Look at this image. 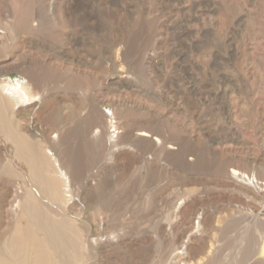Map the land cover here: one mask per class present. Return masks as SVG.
<instances>
[{
    "label": "rangeland",
    "instance_id": "1",
    "mask_svg": "<svg viewBox=\"0 0 264 264\" xmlns=\"http://www.w3.org/2000/svg\"><path fill=\"white\" fill-rule=\"evenodd\" d=\"M0 36V80H29L9 66L27 58L38 83L13 118L70 179L44 171L55 198L0 133V244L31 188L44 217L90 226L92 264H172L185 243L252 263L226 242L259 204L222 187L264 167V0H0Z\"/></svg>",
    "mask_w": 264,
    "mask_h": 264
},
{
    "label": "bare ground",
    "instance_id": "2",
    "mask_svg": "<svg viewBox=\"0 0 264 264\" xmlns=\"http://www.w3.org/2000/svg\"><path fill=\"white\" fill-rule=\"evenodd\" d=\"M0 39H2V36H0ZM0 46L6 47V43L0 42ZM13 60L9 62V66H21V68L27 69L29 80L19 78L14 80L8 77L0 80V133H4L7 142H12L16 146L13 155L18 156L19 160L26 163V167L30 169L36 179L46 187H49V189L45 190H50L55 198L65 200L63 198L65 196L63 195L64 192L60 189V183L62 182L66 186L64 188L68 189L70 188V179L60 167V163L54 157L55 154L52 149L44 146V139L47 140L44 133H42V138L44 139H34L28 134L25 127L15 122L13 118L14 113L20 112L22 109L31 108L32 110L35 106L34 103L39 100V97L33 92L38 83L35 75L33 76L30 73L32 66L28 63L29 59L19 58L18 60ZM90 121L92 120L90 119ZM90 123L92 124V122ZM108 124L109 128L107 129L110 132V140H112V138L117 136L116 133H119V131H116L118 127L117 121L115 118H110ZM98 131L101 132V130ZM138 135L151 137L150 131L149 133L142 131ZM244 155L246 156V154ZM12 158L14 157L12 156ZM10 163L14 166V160L11 159ZM17 168L21 169L18 165H15V169ZM48 169L58 172L61 180H63L60 182L59 178L46 177L44 171ZM231 175L234 181L223 184L222 188L228 193L237 192L245 195L252 202H258L259 211L257 214H253L251 211L246 212V210H243V216L238 220L241 222L238 225L239 229L234 235L236 239L233 242L229 238L226 246L229 247V245L233 244L235 249L237 248L238 252L241 253V257L245 256L248 261L253 259L251 264H264V167L253 174L233 169ZM37 199L31 188L25 190V196L22 199L24 208L23 219L17 223L14 232L11 234L12 237L5 244H0V264H92L90 226H87L86 230L81 231L79 227L75 226L77 224L74 223L75 219L71 221L72 218L69 219V217H60L59 219L44 217L43 208ZM239 199L241 200V198ZM22 221L25 223H22ZM102 221V224L106 226V221ZM84 225L86 226V224ZM231 227L229 226L228 228ZM223 231L225 232V229ZM225 236L228 237L227 234ZM184 245L172 254V259L175 261L172 264H207L204 257L197 255L196 251L189 248L186 243Z\"/></svg>",
    "mask_w": 264,
    "mask_h": 264
}]
</instances>
